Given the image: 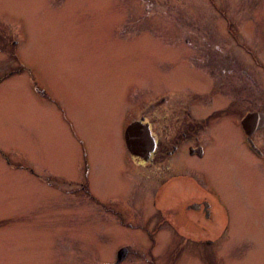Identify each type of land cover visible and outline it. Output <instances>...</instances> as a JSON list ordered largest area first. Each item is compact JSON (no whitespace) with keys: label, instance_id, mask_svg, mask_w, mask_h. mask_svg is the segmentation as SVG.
I'll use <instances>...</instances> for the list:
<instances>
[{"label":"rangeland","instance_id":"rangeland-1","mask_svg":"<svg viewBox=\"0 0 264 264\" xmlns=\"http://www.w3.org/2000/svg\"><path fill=\"white\" fill-rule=\"evenodd\" d=\"M1 37L20 43L18 57L45 96L24 78L0 86V264H114L122 247L121 264H144L143 229L158 224L160 232L200 228L212 241L161 235L169 243L159 264H264L257 161L242 113H221L230 88L242 89L247 112L257 108L264 0H0ZM224 53L230 61L214 77L223 85L213 104L207 68L195 63L204 62L198 54ZM0 67H14L5 51ZM159 96L211 118L197 126L202 160L185 153L170 170L132 162L125 126ZM191 178L202 188L196 198L216 195L209 222L180 217L187 199L176 202L173 189L189 188Z\"/></svg>","mask_w":264,"mask_h":264},{"label":"flooded vegetation","instance_id":"flooded-vegetation-1","mask_svg":"<svg viewBox=\"0 0 264 264\" xmlns=\"http://www.w3.org/2000/svg\"><path fill=\"white\" fill-rule=\"evenodd\" d=\"M259 5V4H258ZM257 5V8L260 9V6ZM258 44L264 45V42H259L257 39ZM0 45L3 46V48L0 47V57L4 54H7L10 58H12L14 62V67L12 69H9L5 71V69H1L0 67V86L11 78H24L29 81L31 86L33 87L35 93H39L41 96H45V93L42 90H39L38 86L35 82V75L32 72L31 68L26 66L25 60H21V58L18 57L17 52L21 48H19L20 43L17 40L13 41H5V38H0ZM21 52V51H20ZM259 53V52H258ZM205 57L204 62L201 63H195V67L198 70H201V66H205L207 69L205 73L208 74V82L207 86L209 87V91H212L213 94L211 95V99L213 104L219 103V98L221 97L219 87L223 85V83L219 84H213L214 83V77L217 75H221L224 72L226 73V63L230 61L228 58V54H198V56ZM226 56V58H224ZM185 60V59H184ZM196 61H201L200 59L196 58ZM234 64V63H230ZM262 70H264V57L262 53L257 54V108L250 109L248 112L246 109H243L242 107V89H235L230 88L227 89L226 92H222L224 96H226L229 100V96L231 94L232 100L226 103V107L224 110L221 111V113L229 114V112H235L236 114L242 113V120L249 114H257V130L254 131L251 136H247L245 131L243 130L241 126L242 120L239 122L240 127L242 129L241 134L243 133L244 143L247 146L248 150L253 154L255 160L257 161V178L259 181V184L261 186V197L264 195V74L262 73ZM235 71V70H234ZM186 73H192L189 74V76H192L194 79H204V76L197 72H190L186 71ZM206 80V78H205ZM214 86V87H213ZM200 89H203L201 86ZM226 89V88H224ZM208 91V92H209ZM241 100H240V99ZM171 101L165 99L163 96H159L157 100H154L152 102H148L145 110L142 111V114L130 122H128L125 126V129L134 122L141 123L142 127H147L149 130V133L151 135L154 149L153 151L148 154L146 158L143 157H134L132 156L129 151L127 150L128 154L131 157L132 162L136 163L137 166H140L144 169L150 170L158 166V169H160L161 166L164 165V163H168V165L165 167L168 170L174 168L177 165V160L184 155L185 153L190 158H195L198 160H202L205 157L206 150H205V138L198 137V134L200 131L197 130V126H207L209 120L211 119L208 115L201 117V110L193 107V108H184L181 112L179 107L170 106ZM223 107V106H222ZM255 109V110H254ZM245 110V112H244ZM157 114V115H156ZM181 115L186 118V123H184V130L181 129ZM208 116V117H207ZM207 117V118H206ZM206 118L207 121L201 122V119ZM170 122V123H169ZM236 122V121H235ZM238 123V121H237ZM173 125V132H171L170 125ZM124 129V134H125ZM176 130V131H175ZM175 131V132H174ZM123 134V139H124ZM256 135H257V141H256ZM188 136V137H187ZM125 143V141H124ZM176 162L174 165L173 162ZM174 162V163H175ZM133 163V164H134ZM184 173H177V177L181 179V175ZM187 174V173H185ZM181 183V182H179ZM189 184L191 186L183 187L181 184L178 187L175 186L176 192L173 189V194H176L174 197H179L176 202L180 201L182 198L187 199V204L184 206V212L181 213L182 216L188 214V212H191L193 214H196L201 217V219L206 222H209L214 214L217 213V210L215 211V208L217 209V206L215 205L216 195L213 194H205L203 192H200L199 194H203V198H196L197 196V190H201L202 188L197 186V182L194 180H190ZM203 184V183H202ZM193 185V186H192ZM204 185V184H203ZM162 185L160 186V188ZM197 189V190H196ZM166 189L164 190V192ZM202 191V190H201ZM194 195V196H193ZM193 198L198 199L199 202H195V199L193 201ZM214 198V201L212 200ZM264 198V197H263ZM155 202H153V205ZM185 205V204H184ZM162 214V211L160 210L159 215ZM166 219V217H163ZM162 219V223L163 220ZM177 220V219H176ZM165 221V220H164ZM176 222V221H175ZM197 222V221H196ZM169 223H172L169 220ZM162 225V224H160ZM130 227V226H128ZM159 224L158 227H150V228H144L143 231L145 232L144 238L145 243H142L144 246L142 256L144 257V264H159L160 261V254L158 251L160 248L164 245H168L167 243H162L161 235H166L169 240L170 236H178L180 238L186 237L182 243H198L197 245L200 246H209L211 247V242L208 240H204L207 235H204L203 232H208V230L205 228H201V231L203 234L199 233V229L196 228L194 231V234L191 232H188L187 230H164L160 232ZM185 233V235H184ZM161 236V237H160ZM204 238V239H200ZM183 244H180L179 247H181ZM166 247H164L165 249ZM154 249V250H153ZM146 250V251H145ZM163 250V249H162ZM124 254V258L118 262L119 255L121 252ZM154 251L155 253L153 254ZM120 252V253H119ZM238 251L234 253V255H238ZM128 256V250L126 248L122 247L119 248L115 255V262L114 264H121ZM157 258L155 261L154 259ZM199 261V260H198ZM200 264H204V262H200Z\"/></svg>","mask_w":264,"mask_h":264},{"label":"water","instance_id":"water-1","mask_svg":"<svg viewBox=\"0 0 264 264\" xmlns=\"http://www.w3.org/2000/svg\"><path fill=\"white\" fill-rule=\"evenodd\" d=\"M241 126L247 136H251V134L257 130V114L247 115L242 120ZM124 141L127 150L134 157L146 158L154 149L148 128L142 127L139 122L131 123L125 129ZM124 254V251L118 254L120 256L118 262L124 258Z\"/></svg>","mask_w":264,"mask_h":264}]
</instances>
